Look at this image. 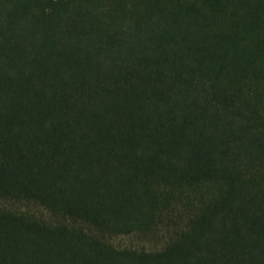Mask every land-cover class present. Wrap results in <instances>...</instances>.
<instances>
[{"label":"trees","instance_id":"obj_1","mask_svg":"<svg viewBox=\"0 0 264 264\" xmlns=\"http://www.w3.org/2000/svg\"><path fill=\"white\" fill-rule=\"evenodd\" d=\"M0 264H264V0H0Z\"/></svg>","mask_w":264,"mask_h":264}]
</instances>
